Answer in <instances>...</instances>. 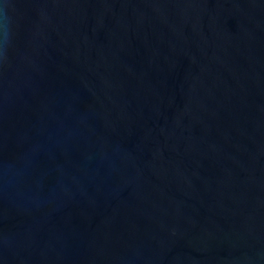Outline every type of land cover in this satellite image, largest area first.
Wrapping results in <instances>:
<instances>
[{"label": "water", "instance_id": "water-1", "mask_svg": "<svg viewBox=\"0 0 264 264\" xmlns=\"http://www.w3.org/2000/svg\"><path fill=\"white\" fill-rule=\"evenodd\" d=\"M0 264H264V0H0Z\"/></svg>", "mask_w": 264, "mask_h": 264}]
</instances>
